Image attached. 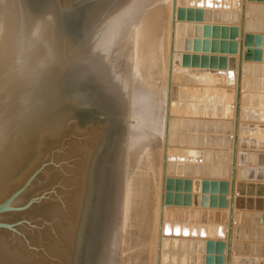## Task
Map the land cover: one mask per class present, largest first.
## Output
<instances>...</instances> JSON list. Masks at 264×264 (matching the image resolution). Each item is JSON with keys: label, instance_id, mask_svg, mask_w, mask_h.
Masks as SVG:
<instances>
[{"label": "bare ground", "instance_id": "1", "mask_svg": "<svg viewBox=\"0 0 264 264\" xmlns=\"http://www.w3.org/2000/svg\"><path fill=\"white\" fill-rule=\"evenodd\" d=\"M246 3L250 4V0ZM39 4L35 0H0V205L7 203V209L0 212V264H163L162 253L169 241L166 238L177 240L174 246L178 241L189 244L193 239L205 240L207 244L208 239L215 243L223 240V252L219 255L222 264H226L231 187L227 198L224 197L227 200L220 206L223 198L218 199L217 207L202 202L205 178L200 179V172L195 171L200 167L197 163L204 162L201 146L207 138L186 136L183 144H174L171 130L175 129L172 125L175 120L171 118V101L167 116V95L169 79L171 100L181 84L237 89L236 59L239 60L240 49L230 55L234 58H220L221 64L216 65L204 63L203 53L208 37L210 44L216 43L214 51H219L221 41L213 36L218 33L217 38L225 36L230 40L224 34L230 33L232 27L229 23L226 27L207 26L206 16L214 13L236 23L237 12L229 11L236 9L241 15L243 0H94L71 27L77 35L68 31L70 25L58 13L36 14ZM247 6L242 91L247 89L246 77L242 76L245 42L250 36L246 35V27L253 31L260 25L253 18L247 22V9L251 10ZM187 13L194 18L203 14L201 26L195 23L192 27L187 19L181 21V16ZM239 21L237 27L241 30V18ZM232 30L234 34L235 29ZM236 39L234 42L239 44L241 35ZM191 49L197 51L198 57H193ZM142 79L147 87H143ZM71 88L88 93L93 104L117 119L115 137L109 138L101 156V126H80L62 116L50 121L46 115ZM242 91L239 125L245 123L244 118L255 119L254 113L242 109L244 102L256 104L259 99L264 106V98L247 97ZM205 93H197L195 99L207 101ZM234 93L237 95V90ZM203 106L194 104L193 110L201 109L205 115L208 109ZM259 114L258 118L264 120V111ZM43 118V129L56 130L38 133L40 155L32 168L14 178L1 176L4 158L25 142L31 128L30 136L35 138L33 135ZM218 124L212 128L214 132L219 130ZM240 128L238 152L244 148L242 139L246 132ZM258 128L256 133L263 129L260 125ZM203 129L206 130L205 126ZM230 134L233 137L234 132ZM222 149L219 151L223 153ZM232 151L230 148L227 161L223 155L220 157L222 162L219 160L221 163L216 166L220 171L226 164L232 166ZM255 157L250 153V164ZM237 159L243 160V155ZM238 161L236 168L240 165ZM170 166L184 174L192 171L173 178L174 202L182 205L167 203ZM237 172L231 264H235L234 242L240 236L236 227L237 203L241 204L237 202L240 196L237 182L246 173L242 168ZM186 179L191 184L187 182L185 188ZM186 191L192 194L189 196ZM194 192H200V200L193 199ZM198 241L196 257L187 264H207L208 257L202 259L203 245Z\"/></svg>", "mask_w": 264, "mask_h": 264}, {"label": "rangeland", "instance_id": "2", "mask_svg": "<svg viewBox=\"0 0 264 264\" xmlns=\"http://www.w3.org/2000/svg\"><path fill=\"white\" fill-rule=\"evenodd\" d=\"M35 1L40 2L39 6H37L35 8L36 9L35 12H37L36 14L41 15L43 12L50 13V15L53 13H58L59 15L63 16L67 20V24L70 25L69 26L70 28H68V31L74 33V35H77L75 30H73L71 27L75 26L78 23L79 17L81 16V13L84 12L86 9H88L94 0H35ZM253 2L254 1H252V2L250 1V4L246 3V6L247 5L251 6L252 4L254 5L253 10L255 9V12L253 14V16H254L253 22L259 23L260 25H259V27L258 26L254 27L253 31L252 30L249 31L248 27H246L247 28L246 29L247 30L246 35L247 36L250 35V36L248 37V39L245 42V45H246L245 46L246 48H244L245 65H244V73H242V76L245 75V77H246V78L245 77L244 78L247 81V85H246L247 89H245V90L243 89L242 94L247 96V97L253 96L255 98H262L263 99L264 98V61L263 60L262 61H254L255 59L253 60L252 58L250 60L249 56H250V53L252 54V52H256V51H259V52L261 51V53L264 54V0H262V1L256 0L254 3ZM49 3H52V7H50L51 5L48 7ZM256 9H257V11H256ZM229 12H231V13L237 12L238 22L233 23L231 20H227L224 18L222 19V18H220V16H218L214 13H213L214 15L212 14V16L207 15L206 16L207 20L204 19L207 22V26L209 24H211L214 26H216V25L220 26L221 25V26L226 27V25H228V23H229L233 27V28L231 27V30L235 29L234 34L231 32V30H230V33L224 34L226 36H230L231 37L230 40L225 36H223L224 39H223V37H221V39L217 38L216 36L218 33H215V35L213 36V39L214 40L219 39L218 41H221L220 42L221 45L218 46L219 51H214L216 43L210 44L209 41H211V40H210V37H208L209 39H207L208 41H207V44L205 45V49H204L205 51L203 53L204 56L201 55V57L203 56V58H205V57L207 58V62H205L207 65L210 62H211V64L216 65L217 63L221 64V60H227V59L231 60L232 58H234V56H230V55L236 54L235 53V52H237L236 49H238V50L240 49V43L241 42L238 44L237 43L238 41L237 42H234V41L237 40L236 38L238 37L239 34L241 35V32H240L241 30L237 27V23L240 22L239 20L241 18V15L238 14V11H236V9H231ZM240 14H242V13H240ZM251 14H252V9L251 10L247 9V22H248V18L249 19L251 18ZM202 15L203 14H197L196 18H194L192 14L187 13V16H186V14L181 16V21H185L187 19L186 21H188V22L191 21V23H189V24L192 27L195 23H196V25L201 26L200 25L201 20H203V17H204V15L203 16ZM198 16H201V17H198ZM232 16H233V14H232ZM199 18H201V19L199 20ZM231 19H232V17H231ZM192 27L190 29H192ZM182 28H184V27H182ZM199 31H201V27H199ZM76 37H78V36H76ZM257 37H258V39L261 38L260 43L257 42V40H256ZM191 38L192 37L190 36L189 39H191ZM205 38H207V37H205ZM237 45H238V47H237ZM208 49L210 50V53H209ZM193 50L194 49L190 50L191 53L193 52V57H198V54H196L197 51H193ZM216 52H217L218 56H216V54H215ZM223 52H226L229 56L228 57L225 56L227 54L223 53ZM206 53H208V54H206ZM221 53H223V54H221ZM194 54H196V56ZM222 55H223V57H222ZM199 57H200V55H199ZM220 58H221V60H220ZM239 58H240V56H239ZM212 59H214V60H212ZM218 60H219V62H218ZM237 61L239 64V60L236 59V63H237ZM256 68H259V69L261 68V71H260L261 74L259 75V77H260L259 79L261 81L260 82L261 87L259 90L255 91V90H252L251 88H248V87L250 86L251 82H253L255 79L254 77H255V73H256ZM250 76H251V78L253 77V79H251ZM144 78H145V76H144ZM149 81H151L150 78H149ZM142 83H144L143 87H147L146 86L147 83H146V81H143V79H142ZM234 90L236 91L237 89H234ZM234 90L231 88H227L224 85H222V86H209L208 87V86H204V85L181 84V85H177L175 95H174L173 99L171 100L172 105L170 108H171V114L173 115V117H171V118H173V120H175V122L172 123L173 127L175 126V129L171 130L172 134H174V139H173L174 144L175 145L183 144V142H185V140L187 139L186 136H192V135L197 136L198 135L200 137L205 136L207 138V141H205L204 145L202 144V146H201L204 149L203 150L204 151V162L201 165L199 163H197L198 167L199 166L200 167H199V170H197L195 172H200V175H201V176H199L200 179L203 180V178H205L203 180V182L206 184V188L204 190H202V192H203L202 195L204 197L203 198L204 200L202 202H204V204H206L208 206H210L211 204L212 205L215 204V206H216L218 203V199L223 198V200H220L218 203V206H220L222 202L223 203L225 202L224 199L227 198L226 197L227 194L230 193L231 175H228V172L230 169V174H231L232 166H230L229 164H226L224 166L225 167L224 170H222V171L219 170L220 169L219 166L218 167H216V166L222 162L221 158H220L222 155H223V157H225L226 161L228 160L229 155H230V152H228V151L230 148H233V144H231V143H233L232 141L234 140L233 139L234 135L232 137V134H230L232 132H230L228 135L225 132L226 129L224 130L223 127L228 128L229 123H231V121L233 122L232 126L235 123V121H234V117H235L234 113L235 112H233V111L236 110V109H234L235 108L234 102L236 101V98H235L236 93H234L235 92ZM202 91H205L206 92L205 94L208 93V95H207L208 99H206V96L203 97L207 101H204L202 99L201 100L195 99L196 94L202 93ZM77 92L78 91L75 88H71V90L65 92L63 94L65 96L62 99V101L58 105H56L55 107L48 110L49 112H47L46 115L48 116V118L51 119L50 121H53V119H56V118L60 119V118L64 117L65 121H68V122L69 121H76L80 126H86V125H91V124L95 125V126H101V128H102L101 132L103 131L102 132L103 138H102L101 144H100V145H102V147L100 146L101 152L99 154L101 156L103 153H105L107 145L110 141L109 138H112V140H113L115 137V134H116L115 129H116V124H117V119L115 118L113 120V123H112L109 120L110 116H107L103 111H101V109L99 107L93 105V103L91 102V99H89L87 97L89 95L88 93L86 94L85 92L82 91L87 96H81V95H79V92L78 93ZM222 95H223V97H222ZM226 95H227V97H226ZM217 96H219V98ZM187 98H188V100H187ZM215 98L218 99V103L216 102ZM188 101H190V102H188ZM214 102L216 103V105ZM194 104H198L201 106H203V105L205 106L207 104L205 106L206 109H208L205 112L206 114L205 115L202 114L201 111H203V110H201V109L193 110ZM230 106H232V107H230ZM216 107H218V109ZM224 107H226V109H224ZM242 109H244L248 112L254 113L255 119L251 118V117L244 118L243 121L246 124L244 123L243 125H240L243 128L242 130L246 131L243 134V139H242L243 142L242 143L248 144V147L247 148H241L240 151L238 152L239 153L238 158L240 155H243V158L245 159V161H243L244 159L243 160L238 159L239 160L238 162L240 165L239 166L237 165V170L239 171V169L242 168L243 171L245 170L246 173H245L244 179H239V177H238V180H240V182L239 181L237 182V190H238V192H240L239 193L240 196L239 197L237 196V198H239V199H237V202H241V204L237 203L238 204L237 212L239 213V221L237 222L236 227H238L240 230V232L238 233L240 236L238 239H235V242H234L235 264H264V178H258L259 174L263 175V177H264V158H262V157H264V120L258 118V116H261V114L258 115V113L261 110L264 111V106L262 105L261 100L259 101V99H258L256 104L244 102ZM209 110L211 112H207ZM232 112H233V115H232ZM42 121H44V118L40 122L42 123ZM223 121H224L225 125H224ZM248 122H250V123H248ZM257 122H259V123H257ZM41 123L36 128L37 132L34 133V135H33V137L35 136V138L32 139L30 136L33 132L32 128H31L30 130H28L27 135L24 137L25 142H23V144L21 143L19 145L18 149L10 150V151H14V153L12 155H10L8 153V155L4 158L3 161L5 162V166L3 167V170L1 172V176L8 175L10 178H12L13 176L14 177L19 176L21 173L24 174L28 169L32 168V164H34L37 161V159L39 158V155H40V148H38V144H37L38 143L37 142L38 133L41 132L40 130L48 131V132L56 130V128L55 129L54 128L43 129L45 127L43 126V123L42 124ZM217 123H219L218 124L219 130L214 132V129H212V128H214V126ZM209 124H211L212 127L208 128ZM259 125L263 129H261L260 133H256V132H259L258 131ZM204 126L206 128L205 131L203 129ZM232 129H233L232 131L234 132V128H232ZM222 131H224V132L222 133ZM209 132H211L212 135ZM213 132H214V134H213ZM240 132H241V128H240ZM252 132H254V133H252ZM216 134H220V136L216 135ZM221 134H223V135H221ZM206 135H208V137ZM225 135L228 138H226ZM209 136H211V137H209ZM220 137H221V139L223 138L222 142L220 141ZM33 140H34V142H32ZM230 141H231V143H230ZM253 142H256V144ZM229 143L231 145H229ZM249 144L256 145V146L252 147V146H249ZM172 145H173V143H172ZM222 145H224L223 149L221 148ZM226 145L229 147L227 148ZM238 145H239V143H238ZM210 148L213 150H211ZM215 148H216V150H215ZM220 149L223 150V153L219 151ZM211 152H212V154H211ZM206 153H208V154H206ZM232 153H233V151H232ZM250 153H253L256 156L254 159V162L252 164L249 163ZM244 155L246 157H244ZM20 159H21V161L26 160V162H25V165L23 166V168H21L20 171L16 172V170H18V165H19ZM219 160L221 162H218ZM188 167H190V166H188ZM192 167H190V168H192ZM213 168H215V169H213ZM191 172H189V173L185 172V174H184L183 171L181 172V170H179V168H177L175 166L169 167L167 175L169 177H171V179H169L171 181V183L169 182L168 188L166 190V192H167V203H170V205H172L173 203L177 204V205L180 204L178 202H174L173 192L175 190V186H174L175 184L173 182L174 181L173 178L174 177L180 178V176L192 174ZM251 172L254 174L253 178H250ZM237 173H239V172H237ZM217 177H218V180H217ZM219 177L222 179L220 180ZM189 180L190 179H186L185 184H184L185 188H186L187 182L189 184H191ZM224 184H226L224 191L227 190V192L225 194L222 193V187ZM207 185L209 186L208 189H207ZM213 186H216L215 190L213 189ZM238 188H241V190H239ZM210 190H212V191H210ZM218 190H220V192ZM209 192H211V193H209ZM136 193H137V190L132 192V197L135 196ZM185 194L190 196L192 193L191 192L189 193L186 191ZM193 195H194L193 199L200 200V196H201L200 192H194ZM224 197H226V198H224ZM243 199H245V200H243ZM179 201H180V199H179ZM210 201L212 203H210ZM183 202H185V199ZM181 203H182V201H181ZM180 205H182V204H180ZM167 240H169V241L167 242ZM174 241H177V240H171L169 238H166L167 245H166V248L164 247V250L162 253L163 264H187L188 260H189V263L193 262V260L195 258L192 259V257H196L195 251L199 249V246H195L197 244L198 240L194 241V239H193V240H191L193 242H191L189 244L185 241L184 242L178 241L176 246H174V243H173ZM207 241H214V240L208 239ZM219 241L223 242V240H219ZM198 242H200L199 244L203 245L201 248L202 252H204V253L207 252V250H208L207 245H206L207 242L205 240H202V239ZM216 242H218V241H216ZM168 251L170 253H165ZM171 253H173V254L170 255ZM204 253L203 254L201 253V257L202 256L208 257L207 261H206L207 264H211L210 262H212V264H214L215 260H216L215 264H217L218 262H221V264H222V256H220V255H222V253L220 255L215 253V251L211 252L208 255H205L207 253H205V254ZM204 257H202V259L205 261ZM114 259H116V257Z\"/></svg>", "mask_w": 264, "mask_h": 264}, {"label": "water", "instance_id": "3", "mask_svg": "<svg viewBox=\"0 0 264 264\" xmlns=\"http://www.w3.org/2000/svg\"><path fill=\"white\" fill-rule=\"evenodd\" d=\"M251 2L252 1H256V0H250ZM258 1H262V0H258ZM245 2L246 0H243V11H242V14H241V43H240V58H239V77H238V86H237V95H236V111H235V123H234V140H233V155H232V170H231V175H232V179H231V199H230V211H229V222H228V237H227V257H226V264H231V256H232V251H233V223H234V220H233V214H234V208H235V188H236V175H237V168H236V163H237V157H238V135H239V128H240V125H239V108H240V98H241V91H242V83H241V70H242V54H243V37H244V27H245ZM254 5L252 4L251 6H249L248 8H251L252 9V15H251V20L252 18L254 17L253 14L255 12V9L253 10V7ZM257 10V9H256ZM259 11V10H258ZM198 17H201V16H198ZM191 18V17H190ZM201 18H199L200 20ZM261 38L258 39V43H260ZM252 55V56H251ZM250 60L251 58L254 60V61H264V54L261 53V51H256V52H252V54L250 53ZM204 63L207 62V58L205 57L204 58ZM261 68H256V73H255V79L253 82H251L250 86L248 88H251L252 90H259L260 87H261V81H260V77L259 75L261 74ZM171 72H172V64L170 65V75H171ZM169 92H168V95H167V116L169 117L170 116V112H169V106H170V101H171V87H172V83H171V79H169ZM78 93V92H77ZM87 94V93H86ZM86 94H84L82 91L79 92V95L81 96H87ZM89 99V95L87 96ZM92 102V101H91ZM94 106H96L95 104H93ZM98 109V108H97ZM99 110V109H98ZM107 116H110L109 120L113 123V120L114 118L112 117V115L110 114H107ZM212 127L211 124H209L208 128ZM232 123H229V126L228 128H225V132L227 134H229L230 132H232ZM242 147L244 148H247V144L243 143L242 144ZM203 158L200 159V161H202ZM25 161H19V165H18V169L20 168H23V166L25 165ZM18 172V171H17ZM253 173L251 172V177L250 178H253L254 177V174L252 175ZM241 178H243V176H241ZM258 178H264L263 175H258ZM215 185V184H214ZM189 186V184H188ZM215 187L216 186H213V189L215 190ZM226 187V184L223 185L222 187V193H226V191H224V188ZM209 188V186L207 185V189ZM216 192V191H215ZM214 193V192H213ZM7 209V203L3 204V205H0V212L3 211V210H6ZM223 247H224V243H221L220 241L218 242H214V241H209L208 244H207V249H208V252H213L215 251V253L217 254H221L223 252ZM160 250L161 248H159V256L161 255L160 254ZM217 264H221V262H218Z\"/></svg>", "mask_w": 264, "mask_h": 264}, {"label": "crops", "instance_id": "4", "mask_svg": "<svg viewBox=\"0 0 264 264\" xmlns=\"http://www.w3.org/2000/svg\"><path fill=\"white\" fill-rule=\"evenodd\" d=\"M254 2H255V1H254ZM254 2H253V3H254ZM256 11H257V10H256ZM256 13H257V12H256Z\"/></svg>", "mask_w": 264, "mask_h": 264}]
</instances>
